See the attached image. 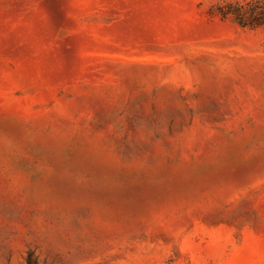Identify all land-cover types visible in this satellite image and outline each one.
Instances as JSON below:
<instances>
[{"label": "rangeland", "instance_id": "374dc122", "mask_svg": "<svg viewBox=\"0 0 264 264\" xmlns=\"http://www.w3.org/2000/svg\"><path fill=\"white\" fill-rule=\"evenodd\" d=\"M0 264H264V0H0Z\"/></svg>", "mask_w": 264, "mask_h": 264}]
</instances>
